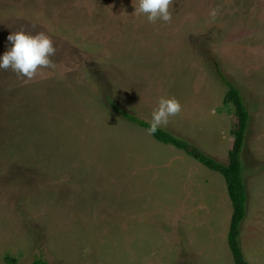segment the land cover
I'll return each instance as SVG.
<instances>
[{"label":"rangeland","instance_id":"rangeland-1","mask_svg":"<svg viewBox=\"0 0 264 264\" xmlns=\"http://www.w3.org/2000/svg\"><path fill=\"white\" fill-rule=\"evenodd\" d=\"M138 3L0 0V56L22 27L56 48L33 79L0 70V264H122L128 241L169 256L170 213L225 178L118 109L150 122L174 97L182 110L162 128L227 163V82L251 114L245 239L264 264V0H173L167 23L134 15Z\"/></svg>","mask_w":264,"mask_h":264},{"label":"crops","instance_id":"crops-1","mask_svg":"<svg viewBox=\"0 0 264 264\" xmlns=\"http://www.w3.org/2000/svg\"><path fill=\"white\" fill-rule=\"evenodd\" d=\"M207 99L209 100L207 102L211 101L209 98ZM209 189L215 193L212 198L207 197ZM209 189L204 191L205 194L199 198L184 199V203L188 206L181 209V212L170 213L169 226L172 232L169 239L172 247L169 256H167L168 252L163 251L160 253L162 256L159 255L161 257H152L151 251L142 250V245L130 244L128 241L121 247L122 264H163L162 262L168 264H235L229 245L233 212L231 213L227 209L229 203L232 204L227 183L225 187L217 177H213ZM181 202L183 203V201ZM246 225L247 218L242 224V247L249 264H254V260L259 255L255 251L251 255L253 249L250 251L246 246ZM259 247L256 250L257 253ZM223 259L225 260L223 261Z\"/></svg>","mask_w":264,"mask_h":264},{"label":"trees","instance_id":"trees-1","mask_svg":"<svg viewBox=\"0 0 264 264\" xmlns=\"http://www.w3.org/2000/svg\"><path fill=\"white\" fill-rule=\"evenodd\" d=\"M227 82V81H226ZM228 91L224 98V107L234 114L238 121L233 129L234 143L229 150V161L224 163L197 144L180 138L170 131L159 128L154 134V138L162 143L171 144L185 151L188 155L199 161L205 167L214 172L220 173L226 180L228 192L233 205L232 222L229 232V245L234 256L235 264H249L242 247V224L248 215V189L245 180V166L243 152L246 146V138L250 127L251 114L245 103L243 94L235 85L227 82ZM121 115L131 122L149 128L147 122L129 112L118 109ZM7 261L13 262V258L7 257ZM30 264H53L44 257H37Z\"/></svg>","mask_w":264,"mask_h":264},{"label":"clouds","instance_id":"clouds-1","mask_svg":"<svg viewBox=\"0 0 264 264\" xmlns=\"http://www.w3.org/2000/svg\"><path fill=\"white\" fill-rule=\"evenodd\" d=\"M173 0H139L138 6L134 5L136 14L147 16L149 22L157 20L170 22L172 13L170 6ZM216 15L215 10L211 13ZM10 47L0 56V70L11 69L20 77L33 79L40 68H54L50 57L56 54V48L49 36L44 33H30L26 28H21L10 33L7 37ZM182 110L180 102L174 98L161 97L158 108L152 112L149 135L154 134L159 128L166 127L169 118L178 115Z\"/></svg>","mask_w":264,"mask_h":264}]
</instances>
